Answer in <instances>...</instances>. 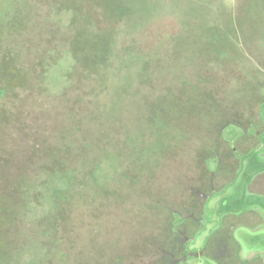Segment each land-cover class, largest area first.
Returning <instances> with one entry per match:
<instances>
[{"label": "rangeland", "instance_id": "obj_1", "mask_svg": "<svg viewBox=\"0 0 264 264\" xmlns=\"http://www.w3.org/2000/svg\"><path fill=\"white\" fill-rule=\"evenodd\" d=\"M0 90L1 264H164L225 141L188 250L264 255V0H0Z\"/></svg>", "mask_w": 264, "mask_h": 264}, {"label": "flooded vegetation", "instance_id": "obj_2", "mask_svg": "<svg viewBox=\"0 0 264 264\" xmlns=\"http://www.w3.org/2000/svg\"><path fill=\"white\" fill-rule=\"evenodd\" d=\"M3 74L12 75V78L9 79L10 81L6 82L7 84H11V81L19 77V74L15 70H12L11 73L6 71ZM2 93L3 91L0 90V94ZM223 128L225 127H222L217 135L218 140L222 139L221 131ZM233 142L235 146H233ZM233 142L225 141L224 146L218 143L219 149H215V156L210 158L213 166L211 167L209 164L204 163L205 166L202 176L209 175V179L203 180V190L193 192L191 195L187 194L179 210L167 211L166 219H168V222L166 226L160 230L161 234L165 237H162L161 248L158 249L159 251L153 252L154 254L157 253L160 255L157 259L158 261L164 264H190L188 258L197 257L201 253L207 252L206 255L211 256L216 264H264V255L260 253H253L250 257L242 258L239 245L232 236L233 225L217 229L215 232L216 236L211 245L209 244V246H207L208 244H205V246L199 250H188L189 243L194 240L195 235L204 226L203 205L205 200L220 188L222 171L220 168L222 162L226 159L231 160L232 155H235L240 148L238 141ZM251 221H247L245 225L252 229L258 228L253 227L257 224L251 225ZM213 245L215 246V253L214 255H210L208 250H210Z\"/></svg>", "mask_w": 264, "mask_h": 264}, {"label": "trees", "instance_id": "obj_3", "mask_svg": "<svg viewBox=\"0 0 264 264\" xmlns=\"http://www.w3.org/2000/svg\"><path fill=\"white\" fill-rule=\"evenodd\" d=\"M96 62V61H95ZM3 256L0 254V264L2 263L1 261H3L4 258H2ZM6 262V261H5Z\"/></svg>", "mask_w": 264, "mask_h": 264}]
</instances>
